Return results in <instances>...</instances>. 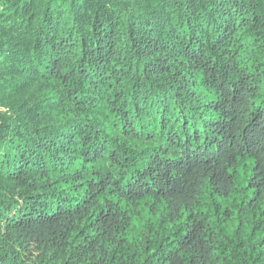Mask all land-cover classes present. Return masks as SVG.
I'll list each match as a JSON object with an SVG mask.
<instances>
[{
	"label": "trees",
	"instance_id": "obj_1",
	"mask_svg": "<svg viewBox=\"0 0 264 264\" xmlns=\"http://www.w3.org/2000/svg\"><path fill=\"white\" fill-rule=\"evenodd\" d=\"M0 111V264H264V0H0Z\"/></svg>",
	"mask_w": 264,
	"mask_h": 264
},
{
	"label": "rangeland",
	"instance_id": "obj_2",
	"mask_svg": "<svg viewBox=\"0 0 264 264\" xmlns=\"http://www.w3.org/2000/svg\"><path fill=\"white\" fill-rule=\"evenodd\" d=\"M0 112H2V111H0ZM201 166L204 167L205 165L202 164ZM206 171H207V168L201 169V167H198L197 171L194 172L196 176L195 177L193 176V179L191 178L192 182H194V180L201 178V176L204 175L206 173ZM213 171H215V169H212V172ZM215 181L219 182L220 186H223V184L227 183L226 178L222 174H218V173L216 174ZM191 185H192V187H194V184H191Z\"/></svg>",
	"mask_w": 264,
	"mask_h": 264
}]
</instances>
